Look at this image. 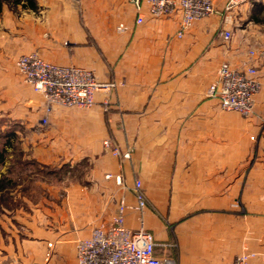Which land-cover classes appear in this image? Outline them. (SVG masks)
<instances>
[{"label":"crops","instance_id":"obj_1","mask_svg":"<svg viewBox=\"0 0 264 264\" xmlns=\"http://www.w3.org/2000/svg\"><path fill=\"white\" fill-rule=\"evenodd\" d=\"M227 1L213 0L218 10ZM0 3V75L16 83L0 113L32 128L39 165L26 178L45 179L43 194L20 197L24 207L0 216V264H78L76 242L111 227L123 202L125 226L139 229L142 215L158 256L233 264L254 253L250 264H264V89L249 118L208 96L221 65L239 68L251 51L264 88V0L204 18L181 38L180 12L156 18L145 8L137 24L129 0ZM35 52L124 85L98 92L89 109L54 105L47 116L45 97L16 67ZM105 141L131 159L121 161ZM80 164L88 169L82 181L48 182L53 169ZM121 173L125 186L107 178ZM137 181L148 200L142 213Z\"/></svg>","mask_w":264,"mask_h":264},{"label":"built area","instance_id":"obj_2","mask_svg":"<svg viewBox=\"0 0 264 264\" xmlns=\"http://www.w3.org/2000/svg\"><path fill=\"white\" fill-rule=\"evenodd\" d=\"M252 0H228L223 10H218L213 0H129L136 8L137 24L144 22V9L156 17L171 16L180 12L182 20L178 37L184 34L198 21L213 15L228 14ZM227 18V16H226ZM224 39L231 38L230 32H223ZM257 53L251 51L241 67L223 63L217 73L216 81L210 86L208 96L219 101L224 112H236L245 118L255 113L257 96L263 91V84L258 78L259 70L255 65ZM16 67L24 82L37 93L42 94L47 102L46 114L52 106L89 109L96 104L98 92H110L123 86V82H99L95 75L84 68L61 66L45 61L38 53L20 56ZM48 125V118L40 121L41 127ZM105 147L121 161L131 159L130 151H122L105 141ZM114 177L116 183L125 186L123 174ZM137 201L135 209L143 212L148 205L147 195L142 182L137 181L133 188ZM126 205L121 203L117 215L109 228L100 226L92 229L88 238L76 242L78 264H180L175 258L155 254L157 243L153 234L143 227L130 230L125 226ZM169 245L165 244L167 248ZM171 246V245H170ZM176 247V244L172 245ZM254 253H244L233 264H250Z\"/></svg>","mask_w":264,"mask_h":264},{"label":"rangeland","instance_id":"obj_3","mask_svg":"<svg viewBox=\"0 0 264 264\" xmlns=\"http://www.w3.org/2000/svg\"><path fill=\"white\" fill-rule=\"evenodd\" d=\"M261 11L264 13L263 7L260 9V12ZM8 79V75H0V108L4 105L2 104L3 96L4 99H6L7 96H11L13 93L10 91L11 84H16L13 83V81H8ZM11 131L14 132V136L11 138V145L6 149L5 146L6 142H8V132ZM31 131L32 128L26 127L24 123H21L8 115L2 116L0 113V149L2 150L5 148V150H7L6 162L1 168L0 177L1 175H4L12 180L11 186L4 192L6 198L2 203V208L9 211H15L25 206L20 197L25 196L37 198V196L43 194V187H41L39 182L45 181L42 176L33 178L19 176V165H23L25 162L38 163L33 152L35 143L32 139L28 138V133ZM87 170V167L82 164H80L75 170L70 167L66 169V167L63 166L62 168L53 169V175L51 177H46L49 178L48 182H57L59 184L65 180L82 181ZM238 205L240 204H236V206ZM2 214L3 213L0 211V216Z\"/></svg>","mask_w":264,"mask_h":264},{"label":"trees","instance_id":"obj_4","mask_svg":"<svg viewBox=\"0 0 264 264\" xmlns=\"http://www.w3.org/2000/svg\"><path fill=\"white\" fill-rule=\"evenodd\" d=\"M3 0H0V2H2ZM7 1V0H5ZM8 1H13V3L17 4L18 0H8ZM26 2L28 3V5L30 7H34V0H26ZM1 4V3H0ZM12 136H14V132H8V142H6V149L11 145V138ZM6 157H7V150L4 149H0V173H1V168L4 165V163L6 162ZM37 165H39L36 162H25L23 165H19L18 169H19V176L20 177H29L30 175L33 174L32 170L34 168V166L36 167ZM44 167L45 170H49L50 168L47 166H42ZM17 169V168H16ZM30 169V171L28 170ZM12 184V180H10L7 176L1 175L0 177V211L1 213H5L6 209L2 208V203L5 200V196L4 192L6 190L9 189V187Z\"/></svg>","mask_w":264,"mask_h":264}]
</instances>
